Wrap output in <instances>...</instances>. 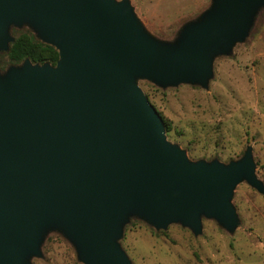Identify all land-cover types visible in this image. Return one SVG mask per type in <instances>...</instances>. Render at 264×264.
<instances>
[{
  "label": "water",
  "instance_id": "obj_1",
  "mask_svg": "<svg viewBox=\"0 0 264 264\" xmlns=\"http://www.w3.org/2000/svg\"><path fill=\"white\" fill-rule=\"evenodd\" d=\"M264 0H215L175 48L154 43L127 2L0 0V52L25 21L60 53L57 66L0 76V264H30L46 230L60 228L84 264H131L118 240L131 215L157 229L202 216L229 232L230 201L246 180L264 193L252 149L223 165L191 163L137 84L204 88L216 55L242 41Z\"/></svg>",
  "mask_w": 264,
  "mask_h": 264
},
{
  "label": "rangeland",
  "instance_id": "obj_2",
  "mask_svg": "<svg viewBox=\"0 0 264 264\" xmlns=\"http://www.w3.org/2000/svg\"><path fill=\"white\" fill-rule=\"evenodd\" d=\"M127 2L143 32L162 47L175 48L185 29L212 10L215 0H115ZM31 30L29 21L12 26L15 38ZM22 65L4 62L0 76ZM149 102L171 130L167 141L185 152L191 163L228 165L252 149L255 173L264 185V2L251 14L247 34L230 53L216 55L208 86L181 83L159 86L137 79ZM238 225L229 232L218 220L202 216V232L181 223L157 229L131 215L124 225L120 248L131 264H264V193L246 180L230 201ZM40 255L30 264H84L76 245L60 228L46 230Z\"/></svg>",
  "mask_w": 264,
  "mask_h": 264
},
{
  "label": "trees",
  "instance_id": "obj_3",
  "mask_svg": "<svg viewBox=\"0 0 264 264\" xmlns=\"http://www.w3.org/2000/svg\"><path fill=\"white\" fill-rule=\"evenodd\" d=\"M6 60L12 65H22L29 60L33 65L57 66L60 53L54 46L39 40L31 30H26L14 38L7 52H0L1 68ZM164 127L169 133L171 128L166 121Z\"/></svg>",
  "mask_w": 264,
  "mask_h": 264
}]
</instances>
